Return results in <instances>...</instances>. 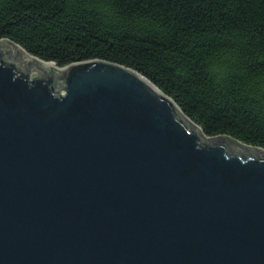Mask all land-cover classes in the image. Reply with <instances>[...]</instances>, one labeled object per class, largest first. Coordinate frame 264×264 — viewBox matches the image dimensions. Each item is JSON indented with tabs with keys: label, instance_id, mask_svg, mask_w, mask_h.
<instances>
[{
	"label": "water",
	"instance_id": "obj_1",
	"mask_svg": "<svg viewBox=\"0 0 264 264\" xmlns=\"http://www.w3.org/2000/svg\"><path fill=\"white\" fill-rule=\"evenodd\" d=\"M0 264H264V150L132 69L0 38Z\"/></svg>",
	"mask_w": 264,
	"mask_h": 264
},
{
	"label": "trees",
	"instance_id": "obj_2",
	"mask_svg": "<svg viewBox=\"0 0 264 264\" xmlns=\"http://www.w3.org/2000/svg\"><path fill=\"white\" fill-rule=\"evenodd\" d=\"M0 38L132 69L206 137L264 150V0H0Z\"/></svg>",
	"mask_w": 264,
	"mask_h": 264
}]
</instances>
